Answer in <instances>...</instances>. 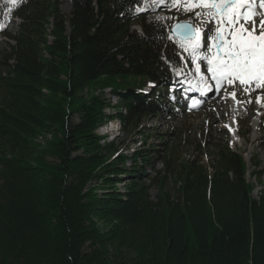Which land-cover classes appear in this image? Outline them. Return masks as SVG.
Listing matches in <instances>:
<instances>
[{
    "label": "trees",
    "instance_id": "trees-1",
    "mask_svg": "<svg viewBox=\"0 0 264 264\" xmlns=\"http://www.w3.org/2000/svg\"><path fill=\"white\" fill-rule=\"evenodd\" d=\"M60 2L0 0V23L19 19L0 30V264H264V182L253 198L242 153L216 143L204 165L170 147L147 181L149 150L127 157L97 132L164 106L136 93L181 60L161 25L130 30L140 0H71L68 16Z\"/></svg>",
    "mask_w": 264,
    "mask_h": 264
},
{
    "label": "rangeland",
    "instance_id": "rangeland-1",
    "mask_svg": "<svg viewBox=\"0 0 264 264\" xmlns=\"http://www.w3.org/2000/svg\"><path fill=\"white\" fill-rule=\"evenodd\" d=\"M182 3L181 1L178 6H173L171 0H166L165 4L143 0L142 4H139V7L135 9L137 12L135 17L138 20H136L137 22L132 21L130 27V30L142 33L140 26L137 25L139 20L144 19L146 23L158 22L161 29L165 31L160 37L161 44L163 47H166L165 45L174 46L172 53L181 58L178 64L184 62V56L186 58L188 52L180 47L182 41L169 34L170 27L176 22L183 21H191L196 26L200 25L202 20L195 16V12L205 11L195 7L192 11L185 12L184 8L189 7L188 0ZM71 6V0H61L59 6L61 13L68 16ZM178 8L179 10H177ZM208 18V15L203 17L204 20ZM18 22V18L8 13L4 27L5 32L14 35ZM216 26L217 24H213L212 27L216 28ZM214 34L215 29H212L208 36ZM7 41L9 39L0 33V57ZM10 43L13 42L10 41ZM182 52L184 55L181 54ZM215 52V47L211 53L206 47L204 54L211 57ZM167 68L169 73H173L177 69V64L174 67L167 66ZM204 69V67L200 69L202 74ZM179 71L181 74L190 73L184 64L179 68ZM195 81H199L198 75ZM210 85L213 84L210 83ZM237 88V85H224L219 92L213 94L195 111L158 112L141 118L133 126L125 127L117 120H110L99 127L97 132L104 137L105 140L102 142L115 143L118 146V153L127 157L137 150H149L156 160L153 161L154 165L146 168L145 180L147 179V181L155 176V170L162 169V156L165 155L167 148L172 147L176 158L192 160L199 157L202 163L207 165V160L215 152V144H227L231 150L244 155L245 178L247 183L252 186L251 196L256 199L262 189L257 177L260 176L261 181L264 182V101L260 103L256 101L257 95L262 91L255 93L253 90L245 91L243 88L238 91ZM107 90L109 91V89ZM107 90H104L102 94L103 98L111 103L109 108H104V112L109 115L116 113L113 105H117L118 99ZM234 91L237 94L235 99L232 96ZM261 99L264 100V96H261ZM198 145L203 147V152L197 149ZM154 151H159V154ZM130 164L127 161L126 165ZM124 180L116 186L120 191H124V184L127 181ZM103 190V188L97 190L98 195ZM149 193L151 198H154L156 188H151Z\"/></svg>",
    "mask_w": 264,
    "mask_h": 264
},
{
    "label": "snow or ice",
    "instance_id": "snow-or-ice-1",
    "mask_svg": "<svg viewBox=\"0 0 264 264\" xmlns=\"http://www.w3.org/2000/svg\"><path fill=\"white\" fill-rule=\"evenodd\" d=\"M20 2L21 0H9L13 5ZM153 2L165 4L166 0ZM180 2L181 0H171L173 6H178ZM188 3L189 7L184 8L185 12H190L195 7L205 10L195 12V16L203 23L211 25L218 17L215 34L208 36L207 32L203 33L208 52L211 53L213 47L216 49L211 57L200 54L202 33L194 29L191 23L175 26L176 30H186L180 47L190 54V63L197 65L192 75H199L201 94L219 91L225 82L232 86L235 81H238L245 91L252 85L258 90H264V20L260 21L259 30L255 26V12L257 8L264 9V0H188ZM205 15L209 16L207 20L203 19ZM249 20L251 27L247 23ZM3 27L4 24L0 23V30ZM207 31L210 32L212 29L209 28ZM198 61H207V73L210 81L214 82V87L210 85L209 79L200 75ZM149 86L155 87L152 84ZM232 96L235 99L237 94L233 92ZM256 101L260 103L261 96L257 95ZM197 103L193 101V105Z\"/></svg>",
    "mask_w": 264,
    "mask_h": 264
},
{
    "label": "water",
    "instance_id": "water-1",
    "mask_svg": "<svg viewBox=\"0 0 264 264\" xmlns=\"http://www.w3.org/2000/svg\"><path fill=\"white\" fill-rule=\"evenodd\" d=\"M177 24H181V25H184V24H189V22H177V23H174L173 25H172V27L170 28V34L171 35H173V37L174 38H177V39H179V40H181L182 41V36L186 33V30H184V29H180V30H176L175 29V26L177 25ZM193 26V25H192ZM194 28V27H193Z\"/></svg>",
    "mask_w": 264,
    "mask_h": 264
},
{
    "label": "bare ground",
    "instance_id": "bare-ground-1",
    "mask_svg": "<svg viewBox=\"0 0 264 264\" xmlns=\"http://www.w3.org/2000/svg\"><path fill=\"white\" fill-rule=\"evenodd\" d=\"M217 19H218V17H217ZM186 22H189V23H191L192 24V22L191 21H186ZM195 27V26H194ZM195 29L196 30H198V31H200L201 32V29L200 28H197V27H195ZM202 33V32H201ZM203 34V33H202ZM202 37H203V35H202ZM225 83H227V82H225ZM211 86H213L214 87V85H211ZM105 90H107V89H105ZM107 92H109L108 90H107ZM235 92V91H234ZM200 94H201V91H200ZM197 97L196 96H194V97H192V100H195ZM217 98V97H216ZM205 99V98H204ZM213 113V112H212ZM47 136V135H46ZM50 138H51V136H50ZM46 141V140H45Z\"/></svg>",
    "mask_w": 264,
    "mask_h": 264
}]
</instances>
